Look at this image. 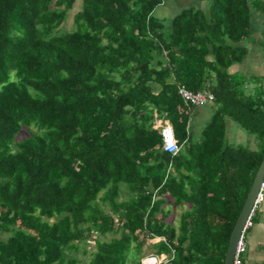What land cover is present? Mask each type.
I'll list each match as a JSON object with an SVG mask.
<instances>
[{
  "label": "trees",
  "instance_id": "1",
  "mask_svg": "<svg viewBox=\"0 0 264 264\" xmlns=\"http://www.w3.org/2000/svg\"><path fill=\"white\" fill-rule=\"evenodd\" d=\"M75 1L0 0V264H78L89 241L85 264H224L264 156V72L230 67L264 3L209 0L166 18L153 14L163 0H81L61 31ZM179 86L213 94L197 140ZM228 119L254 138L227 143ZM168 202L189 205L177 226ZM263 203L264 189L245 240Z\"/></svg>",
  "mask_w": 264,
  "mask_h": 264
},
{
  "label": "rangeland",
  "instance_id": "2",
  "mask_svg": "<svg viewBox=\"0 0 264 264\" xmlns=\"http://www.w3.org/2000/svg\"><path fill=\"white\" fill-rule=\"evenodd\" d=\"M205 1V3H204ZM202 1L203 5L205 4V7L208 8L209 5V0L206 2V0ZM80 2L81 0H76L73 8L69 11V15L66 19V21L62 24L61 26V31L69 30L72 28V16L73 14L78 10L80 7ZM200 6L202 10H207L205 7ZM180 9V7L172 1V0H163L162 5L157 6L153 14L157 17H166L169 18L176 14V12ZM253 20L256 22L257 26L258 24L260 25L259 31H255L251 34L250 39H246L244 41V44L248 47V55L246 56V61L248 59H252V63H260L262 62L264 64V26L262 25V18L260 15H253ZM249 43V44H248ZM252 51H255L253 53ZM244 61V60H243ZM245 61V62H246ZM264 67V66H263ZM253 70L256 72H259V65H253ZM251 70V71H253ZM231 72H234L233 70H230ZM239 72V73H238ZM238 74H243V75H250L247 73H244L242 70H238ZM199 109H201V114L203 115L200 119H194L190 121V130L192 132V139L197 140L201 136V130L204 127V125L210 120L212 111H213V105L211 103H207L206 105L201 106ZM27 127H24L21 132L17 135V138L22 137L21 134L26 133ZM254 136L250 135L247 133L246 130L242 129L236 122L233 120L228 119L226 122V132H225V141L229 144L233 145H247L249 139H253ZM123 187V185H121ZM128 197V192L123 188L120 196L118 197L119 199H125ZM263 207V206H262ZM260 207V209H262ZM189 208L188 204H181L179 206L173 207L170 205L168 202L167 205H165V211H167L168 215V220L172 219V225L177 226L179 220V214H181L183 211L187 210ZM260 211V210H259ZM264 220V216L262 213H259L256 219V222L251 226L250 230L246 233V240L245 242L247 243V249L245 252V256H249V247H250V242L253 241L257 237L262 236V222ZM6 236L5 233H2L0 237L4 238ZM112 234H107L103 238L105 240L109 239ZM159 238H155L152 241L156 242L159 241ZM86 249L88 250L87 254H84L82 252L77 253V257L79 258L78 264H85L89 258V251L93 249V243L91 241L87 242L86 244ZM264 250V249H263ZM262 250V251H263ZM151 250L145 249V254L148 255V253ZM68 255H73V253H69ZM257 258L259 259L260 257L264 258V253L262 254H255ZM142 264H152L154 262V259H149L147 258H142L141 260Z\"/></svg>",
  "mask_w": 264,
  "mask_h": 264
},
{
  "label": "built area",
  "instance_id": "3",
  "mask_svg": "<svg viewBox=\"0 0 264 264\" xmlns=\"http://www.w3.org/2000/svg\"><path fill=\"white\" fill-rule=\"evenodd\" d=\"M177 93L180 95V97L188 104L193 106H203L206 105L208 102L213 100V94L210 93L208 90H200L197 92H192L188 89H186L184 86H179L177 89ZM160 129V133L162 136V148L164 151L166 150L167 143L169 141V137H172L173 142L176 143L177 149H179V145L177 143V140L175 138V134L173 131L172 126L165 120L164 122H159V126H157ZM169 152V151H167ZM171 153V152H170ZM263 189H264V180L260 187L259 193L257 195L255 204L253 209L250 211L249 216L246 219L245 225L243 227V230L241 232V235L238 239L235 252L233 255V261L232 264H242V254L244 253L246 249V243L244 240V232L248 226L251 225L250 217L253 214V210L255 206L263 200ZM167 255L161 254L160 257L150 256L147 257L149 259H154V262L152 264H164L166 262Z\"/></svg>",
  "mask_w": 264,
  "mask_h": 264
},
{
  "label": "crops",
  "instance_id": "4",
  "mask_svg": "<svg viewBox=\"0 0 264 264\" xmlns=\"http://www.w3.org/2000/svg\"><path fill=\"white\" fill-rule=\"evenodd\" d=\"M176 5L177 7L179 6L180 8L181 7H184V6H188V5H194L196 8H199L200 9V6L203 5V2L204 0H172ZM208 0H206L207 2ZM205 3V1H204ZM203 7H205V4L203 5ZM206 8V7H205ZM260 25L256 24V22L253 20V17H252V21H251V29L253 32L255 31H259V28ZM253 53H255V51H252ZM247 58L244 59V61H242L241 63H235L233 64L231 67H230V70H233L234 72H238V70H242L244 71V73H247L250 75L252 74H259V73H262L264 72V64L262 62L260 63H252V59H248L246 61ZM246 61V62H245ZM253 65H259V72H256L253 70ZM253 70V71H251ZM239 73V72H238ZM241 74V73H240ZM243 75V74H242ZM201 106H194L192 108H190V111H189V119H188V125H187V129L189 130V132H191L190 130V121L191 119L194 120V119H200L203 115L201 114V109H199ZM155 116H157V120H156V124L155 126H159V122H164L165 120H167V118L164 116V114H160V113H157L155 112ZM192 134V132H191ZM262 209H260V213L263 214L264 216V203L262 204ZM262 236L261 237H257L255 238L253 241L250 242V247H249V256H245V260H244V264H264V258L263 257H260L259 259L257 258V256L255 254H262L264 253V220L262 222ZM247 248V247H246ZM263 250V251H262Z\"/></svg>",
  "mask_w": 264,
  "mask_h": 264
},
{
  "label": "water",
  "instance_id": "5",
  "mask_svg": "<svg viewBox=\"0 0 264 264\" xmlns=\"http://www.w3.org/2000/svg\"><path fill=\"white\" fill-rule=\"evenodd\" d=\"M261 1L264 3V0ZM263 180H264V156L260 162V165L258 166V169L254 175L251 186L246 194L244 203L232 227L224 257V264H232L233 255L235 252L238 239L241 235L246 219L249 216L250 211L254 207Z\"/></svg>",
  "mask_w": 264,
  "mask_h": 264
},
{
  "label": "clouds",
  "instance_id": "6",
  "mask_svg": "<svg viewBox=\"0 0 264 264\" xmlns=\"http://www.w3.org/2000/svg\"><path fill=\"white\" fill-rule=\"evenodd\" d=\"M166 150L171 152L173 155L177 154V151H178L177 145H176V143L173 142L172 137H169V141L167 143Z\"/></svg>",
  "mask_w": 264,
  "mask_h": 264
}]
</instances>
